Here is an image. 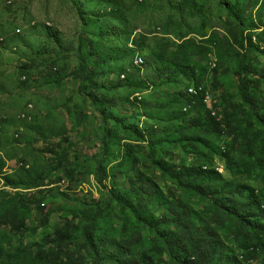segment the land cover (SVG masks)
Segmentation results:
<instances>
[{
  "label": "rangeland",
  "instance_id": "obj_1",
  "mask_svg": "<svg viewBox=\"0 0 264 264\" xmlns=\"http://www.w3.org/2000/svg\"><path fill=\"white\" fill-rule=\"evenodd\" d=\"M80 49L96 87L73 75ZM244 54L264 106V0H0V218L14 214L21 227H0V264H49L46 242L67 223L78 251L97 207L106 210L93 234L103 264H173L154 250V232L120 210L123 195L137 207L132 182L157 189L144 224L175 200L208 223L222 200L238 214L254 195L264 207V132L237 76ZM195 85L234 133L183 112ZM191 172L209 190L179 179ZM237 232L236 219L220 231L227 253L247 243ZM136 233L143 242L127 247ZM82 255L92 264V250Z\"/></svg>",
  "mask_w": 264,
  "mask_h": 264
},
{
  "label": "trees",
  "instance_id": "obj_2",
  "mask_svg": "<svg viewBox=\"0 0 264 264\" xmlns=\"http://www.w3.org/2000/svg\"><path fill=\"white\" fill-rule=\"evenodd\" d=\"M136 65L142 67L144 64ZM74 77L81 79L83 82H89L90 85H95V72L88 65L86 58L81 55V49L79 51V69L75 72ZM258 75L256 69L252 67L250 59L244 54L240 64V69L237 72L240 82V95L243 103L249 108L253 118L262 126L264 132V106L259 100L256 93L253 92V77ZM196 88H202L204 92H207L201 85H195ZM193 86H188L184 93L183 112L185 106L188 103H192V100L188 98V90ZM201 102V100H199ZM216 103V102H215ZM217 105V103H216ZM219 112L220 110H216ZM220 113V112H219ZM190 118L198 120L202 117H208L216 127H222L225 124L226 127L232 133V123L225 121L221 123L210 110L198 104L189 113H185ZM179 179L184 182L187 179L200 182L203 184L204 190H209V187L205 182H208V178L191 172L188 175L182 173L179 175ZM41 186H45L42 184ZM157 189L150 181H143L141 186L136 182H132L129 196H133L136 199L137 207L132 203H129L128 196H120L117 203L122 212L129 211L135 218L142 222L144 227L154 232L157 238V246L155 251L159 255H167L173 264H244L241 260L243 256L245 260L258 261L260 256H264V227L258 225L256 221L264 220V213L260 211L262 204L259 197L254 195L250 200L248 206L244 208L242 213H237L235 209L230 208L223 200L213 203L211 208V217L209 223L204 221L198 214L191 209L183 206L180 201L175 200L170 209L169 214H165L158 219L154 224L145 223L141 218V212L150 205ZM239 198L244 196L240 193ZM258 209L259 213L254 216V209ZM264 209V207H262ZM40 217L43 218L40 212V206L38 207ZM43 211V210H42ZM106 212L105 209L96 208L92 214L87 217L88 224L84 228L83 235L85 237V243L78 251H69L72 246V229L69 223L63 228L56 229L54 238L47 240L46 244L53 246V252L50 254H43L49 264H88V261L82 251L92 250L95 253L92 264H103L106 259L104 253H99L94 245L93 234L96 232L98 221L102 218ZM256 221H254L253 217ZM236 219L237 222V238L243 236L246 245L237 249L234 253H227L226 243L220 231L225 229L226 225L232 220ZM198 223V224H197ZM11 228L12 231H18L21 229L19 225L14 222V214H8L0 218V227ZM251 230V231H249ZM262 239V240H261ZM143 242L141 233H136L132 236L131 241L127 242V247L131 248L134 245H139ZM252 244H249L251 243ZM249 244V245H248ZM148 253H144L145 259H148ZM231 254V255H230ZM120 259L117 258L119 264ZM166 263H168L165 260ZM131 264H149L147 261L131 262ZM169 264V263H168Z\"/></svg>",
  "mask_w": 264,
  "mask_h": 264
},
{
  "label": "bare ground",
  "instance_id": "obj_3",
  "mask_svg": "<svg viewBox=\"0 0 264 264\" xmlns=\"http://www.w3.org/2000/svg\"><path fill=\"white\" fill-rule=\"evenodd\" d=\"M138 60V64H144V60L142 58H139L137 59ZM199 90V91H198ZM188 94V98H190L192 100V103H197V102H200L199 100H201V102L203 100H205V95L206 96H212L211 93L209 92H204V90L202 88H196V87H193V88H190L187 92ZM198 104H193V108L197 107ZM216 105V103H215ZM219 112L216 111V117L219 119L220 116H219ZM214 117V116H213ZM215 118V117H214Z\"/></svg>",
  "mask_w": 264,
  "mask_h": 264
},
{
  "label": "built area",
  "instance_id": "obj_4",
  "mask_svg": "<svg viewBox=\"0 0 264 264\" xmlns=\"http://www.w3.org/2000/svg\"><path fill=\"white\" fill-rule=\"evenodd\" d=\"M193 104H201L203 107H206V109L210 110V112L213 114V116L216 118V120L220 121L216 117V110H219V109H218V105H215V100H214L213 96H206L205 95V100H203L202 102L188 103V106H185V108H184V113H189L190 111H192L193 110Z\"/></svg>",
  "mask_w": 264,
  "mask_h": 264
}]
</instances>
